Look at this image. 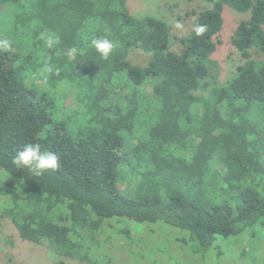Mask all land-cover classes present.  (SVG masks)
<instances>
[{
  "label": "trees",
  "instance_id": "trees-1",
  "mask_svg": "<svg viewBox=\"0 0 264 264\" xmlns=\"http://www.w3.org/2000/svg\"><path fill=\"white\" fill-rule=\"evenodd\" d=\"M126 2L0 0L11 43L0 51V215L20 242L88 264L112 218L187 231L204 254L220 238L263 241L264 0H200L179 38L184 55L170 50L167 22L135 17ZM228 10L249 17L231 38L241 63L219 84ZM98 37L116 45L107 60L91 47ZM136 51L144 64L130 61ZM29 143L60 167L39 177L15 168Z\"/></svg>",
  "mask_w": 264,
  "mask_h": 264
},
{
  "label": "rangeland",
  "instance_id": "rangeland-1",
  "mask_svg": "<svg viewBox=\"0 0 264 264\" xmlns=\"http://www.w3.org/2000/svg\"><path fill=\"white\" fill-rule=\"evenodd\" d=\"M126 4L135 17L151 16L167 22L172 36L176 38L172 37L170 50L185 54L179 38L191 31L193 16L190 13L199 10L200 0H127ZM248 17V14L232 10L224 14L222 46L214 55L219 84L231 78L241 63L231 45V38L240 23ZM177 23L182 27L177 28ZM137 51L130 61L144 64L146 57ZM67 106H72L70 96L65 100L64 107ZM123 188L119 184V189ZM110 221L113 222L110 228L104 226L103 232L98 236L95 234L99 245H95V236L89 242L90 257L98 264H264V240L258 242L257 237L252 238L249 234L220 238L204 254L194 251L187 231L161 222L140 224L117 218ZM11 228L9 220L0 215V264H88L59 258L43 245L20 242ZM123 229L128 232L120 234L119 231ZM258 237L264 238V234H258Z\"/></svg>",
  "mask_w": 264,
  "mask_h": 264
},
{
  "label": "clouds",
  "instance_id": "clouds-1",
  "mask_svg": "<svg viewBox=\"0 0 264 264\" xmlns=\"http://www.w3.org/2000/svg\"><path fill=\"white\" fill-rule=\"evenodd\" d=\"M177 28L182 27L181 24H176ZM206 26L196 24L193 31L197 37L202 36L206 31ZM46 47H54L59 43V37L54 33H49L44 37ZM91 47L103 60H107L113 53L116 45L106 37L93 38L91 40ZM11 49V43L6 38H0V51H8ZM72 54L77 53V49L70 50ZM50 71L47 67L40 70L38 75L46 82L48 77L47 73ZM12 165L17 169H26L34 176H42L49 170H56L60 167V156L51 150L42 151L39 143L26 144L11 160ZM0 173V178L3 177Z\"/></svg>",
  "mask_w": 264,
  "mask_h": 264
}]
</instances>
